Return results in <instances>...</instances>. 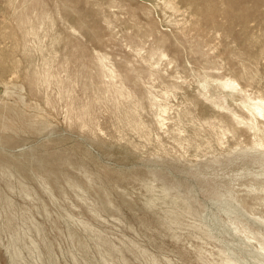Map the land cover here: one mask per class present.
<instances>
[{"label":"rangeland","instance_id":"obj_1","mask_svg":"<svg viewBox=\"0 0 264 264\" xmlns=\"http://www.w3.org/2000/svg\"><path fill=\"white\" fill-rule=\"evenodd\" d=\"M156 2L0 0V264H252L264 0Z\"/></svg>","mask_w":264,"mask_h":264},{"label":"bare ground","instance_id":"obj_2","mask_svg":"<svg viewBox=\"0 0 264 264\" xmlns=\"http://www.w3.org/2000/svg\"><path fill=\"white\" fill-rule=\"evenodd\" d=\"M174 0H157L156 4H161L164 7H169L171 9L176 8L174 6L173 3ZM189 5H193L195 7H197L198 4H205L206 6H208V8L206 9L207 15L209 16L210 14H212V10L215 9V2L216 0H181ZM234 1V0H232ZM242 1V0H241ZM240 2V1H239ZM247 2V1H246ZM214 5L211 7V5ZM248 5V4H247ZM224 7V6H223ZM206 8V7H205ZM214 8V9H213ZM158 9V8H157ZM205 10V9H204ZM203 10V11H204ZM113 11V10H112ZM154 11V10H153ZM156 11V10H155ZM199 11V10H198ZM251 11V10H250ZM165 13V11H164ZM3 38V37H2ZM219 38V37H218ZM217 38V39H218ZM195 41V40H194ZM263 42V41H262ZM2 44V43H1ZM10 46V45H9ZM213 48V47H211ZM214 52V51H213ZM143 54V52L141 53ZM261 54V53H260ZM260 56V55H259ZM161 58H166V55L161 53L160 54ZM262 57V56H261ZM190 58V57H189ZM7 56L6 54H4V50L2 49V47H0V78H3L7 72H8V68H7ZM164 61V60H163ZM217 61V60H216ZM219 61V60H218ZM104 62V61H103ZM221 62V61H219ZM240 62V61H239ZM253 62V61H252ZM107 63V62H106ZM143 63V62H142ZM151 63V62H150ZM257 63V62H256ZM160 64V63H159ZM237 64V63H236ZM152 65V64H151ZM241 66V65H240ZM43 67V66H42ZM154 67V66H153ZM170 69L172 66H169ZM203 69V68H202ZM157 70V68H156ZM172 70V69H171ZM249 70V69H248ZM248 72V71H247ZM110 73H112V71H110ZM250 73V72H249ZM256 73V72H255ZM13 73H10L8 76H11ZM230 74V73H229ZM245 74V73H244ZM253 74V73H251ZM253 76V75H252ZM251 76V77H252ZM250 77V76H249ZM255 77V76H253ZM208 78V77H207ZM257 79V78H255ZM246 80V79H245ZM264 80V79H263ZM107 81V80H106ZM113 81V80H112ZM260 81V80H259ZM220 86L222 87V89L226 90L227 93L225 94V97H229L231 99H234L235 97H240V105L242 110L246 113L247 115V126L250 130L252 131H256L259 130V128H262L264 130V97L262 96H255L253 97V95H246L245 91L242 90L241 87H238V84L232 80V79H225L223 81L219 82ZM254 83V82H253ZM257 83V82H256ZM4 85H6V83H4ZM258 85V84H257ZM255 86V85H254ZM261 86V85H259ZM250 87V86H249ZM247 90V89H245ZM249 90V89H248ZM251 91V90H250ZM6 95V92H5ZM158 101V100H157ZM159 102V101H158ZM158 109H159V115H158V124L162 125L164 122V118L163 115L166 113V109L160 105H158ZM171 113V112H170ZM238 123H242V119H240L239 117H235L234 118ZM164 128V127H163ZM247 128V129H248ZM229 132V131H228ZM227 134V133H226ZM252 134V132H251ZM258 134V131L257 133ZM103 135V134H102ZM229 136H231L229 134ZM255 136V135H254ZM258 136V135H256ZM225 139V138H224ZM260 140V139H259ZM240 145V144H239ZM256 145H260V143H257ZM234 148V147H233ZM260 148V147H259ZM261 149V148H260ZM231 151V150H230ZM261 151V150H260ZM244 155H248V151L244 153ZM222 204V203H221ZM218 211H220L221 213L228 215L229 217L233 216V212H232V207L229 205L223 206L221 207ZM10 213V212H9ZM239 214V213H238ZM8 215V214H7ZM203 217V216H202ZM200 218V217H199ZM235 225H238V219L236 220V222H233ZM262 225L264 226V223H262ZM230 230V229H229ZM234 236L237 235V232L233 234ZM17 237H15V239L11 240V242L8 244L7 246V252L9 253V259L14 263L18 257V253L15 251V243L18 242ZM242 239L245 240H250V239H255L256 242L258 243L259 247L258 250H256V254H246L243 253L242 251L239 252L240 254H244V257L249 261H251L252 264H264V241L262 239L261 234L256 233L253 236L250 237V235L246 234L243 236ZM241 239V240H242ZM244 241V240H242ZM245 243V242H243ZM226 246V245H225ZM225 252L221 251L220 255H224ZM242 254V255H243ZM207 255V254H206ZM223 257V256H222ZM240 257V256H239ZM242 258V257H241ZM221 264H234L232 262H230L229 260H223ZM245 264V263H244Z\"/></svg>","mask_w":264,"mask_h":264}]
</instances>
